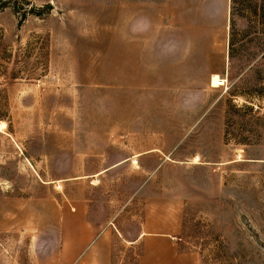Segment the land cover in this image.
Wrapping results in <instances>:
<instances>
[{
    "label": "rangeland",
    "instance_id": "obj_1",
    "mask_svg": "<svg viewBox=\"0 0 264 264\" xmlns=\"http://www.w3.org/2000/svg\"><path fill=\"white\" fill-rule=\"evenodd\" d=\"M79 218L84 264H264V0H0V264Z\"/></svg>",
    "mask_w": 264,
    "mask_h": 264
},
{
    "label": "crops",
    "instance_id": "obj_2",
    "mask_svg": "<svg viewBox=\"0 0 264 264\" xmlns=\"http://www.w3.org/2000/svg\"><path fill=\"white\" fill-rule=\"evenodd\" d=\"M76 231L78 237L75 240L76 242L74 244V247L77 248V250L73 252L63 251L62 256L64 260L61 261L59 264H77V262L79 261L80 264H84L87 259H90V248L92 247V245L95 244V242L89 244L88 240H86V237L90 238L91 236L98 235L99 228L91 225V223L86 221H84L83 223L82 218H79L77 219L76 223Z\"/></svg>",
    "mask_w": 264,
    "mask_h": 264
},
{
    "label": "built area",
    "instance_id": "obj_3",
    "mask_svg": "<svg viewBox=\"0 0 264 264\" xmlns=\"http://www.w3.org/2000/svg\"><path fill=\"white\" fill-rule=\"evenodd\" d=\"M226 83V78L225 77H220V76H216V79L212 82V80H210V87L213 88H220V87H224Z\"/></svg>",
    "mask_w": 264,
    "mask_h": 264
}]
</instances>
